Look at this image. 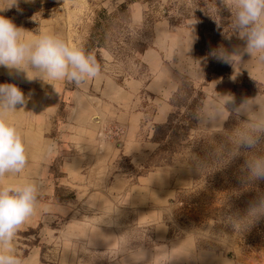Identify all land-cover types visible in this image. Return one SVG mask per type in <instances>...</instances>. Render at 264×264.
Listing matches in <instances>:
<instances>
[{
    "label": "rangeland",
    "instance_id": "374dc122",
    "mask_svg": "<svg viewBox=\"0 0 264 264\" xmlns=\"http://www.w3.org/2000/svg\"><path fill=\"white\" fill-rule=\"evenodd\" d=\"M237 11L235 0H0L22 42L54 35L102 69L77 86L30 64L0 66V84L26 98L3 119L27 156L0 189L41 174L33 215L0 254L21 264H264V180L249 169L264 158V53L248 50Z\"/></svg>",
    "mask_w": 264,
    "mask_h": 264
},
{
    "label": "clouds",
    "instance_id": "9594fccd",
    "mask_svg": "<svg viewBox=\"0 0 264 264\" xmlns=\"http://www.w3.org/2000/svg\"><path fill=\"white\" fill-rule=\"evenodd\" d=\"M10 2L15 6L18 0ZM235 3L238 8L237 27L241 36L246 37L248 50L264 53V0H235ZM22 31L11 20L0 16V66L12 69L22 63L30 64L46 73L51 80L66 79L77 86L101 75V65L94 53L69 47L63 39L49 34L42 35L35 42H22ZM213 55L225 63L230 59H239L238 56L228 57L222 52ZM260 59L264 60V55ZM224 99L231 101L233 98L226 96ZM25 104V95L16 85L0 84V177L6 173H20L27 164L21 135L3 119L4 113L15 111L18 105ZM232 106L235 107L234 104ZM243 143L253 147L255 140L246 137ZM249 169L253 179L264 180V158L251 162ZM37 193L36 184L31 182L16 187L14 191L0 189V244H10L16 230L33 215ZM0 264H21V261L15 256L0 254Z\"/></svg>",
    "mask_w": 264,
    "mask_h": 264
},
{
    "label": "crops",
    "instance_id": "0c3cea01",
    "mask_svg": "<svg viewBox=\"0 0 264 264\" xmlns=\"http://www.w3.org/2000/svg\"><path fill=\"white\" fill-rule=\"evenodd\" d=\"M41 173V172H40ZM41 175V174H40ZM40 175H37V177L35 178V181H36V184H37V182H39V176Z\"/></svg>",
    "mask_w": 264,
    "mask_h": 264
},
{
    "label": "trees",
    "instance_id": "16d2710c",
    "mask_svg": "<svg viewBox=\"0 0 264 264\" xmlns=\"http://www.w3.org/2000/svg\"><path fill=\"white\" fill-rule=\"evenodd\" d=\"M123 5V3L121 4V6Z\"/></svg>",
    "mask_w": 264,
    "mask_h": 264
}]
</instances>
